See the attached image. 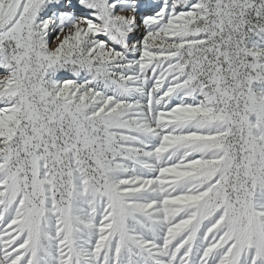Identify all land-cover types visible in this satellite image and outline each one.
Instances as JSON below:
<instances>
[{"label": "snow or ice", "instance_id": "obj_1", "mask_svg": "<svg viewBox=\"0 0 264 264\" xmlns=\"http://www.w3.org/2000/svg\"><path fill=\"white\" fill-rule=\"evenodd\" d=\"M0 264H264V0H0Z\"/></svg>", "mask_w": 264, "mask_h": 264}]
</instances>
